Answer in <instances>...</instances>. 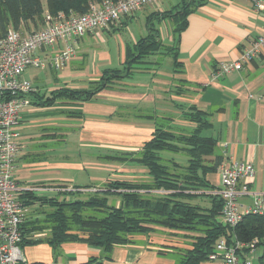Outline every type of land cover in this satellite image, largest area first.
<instances>
[{"label": "crops", "instance_id": "crops-1", "mask_svg": "<svg viewBox=\"0 0 264 264\" xmlns=\"http://www.w3.org/2000/svg\"><path fill=\"white\" fill-rule=\"evenodd\" d=\"M161 2L153 12L168 11L164 7L165 2L173 8L181 0L175 4L172 0ZM141 11L124 18L122 23H126L125 27ZM188 21L179 45L182 73H174L173 68L164 70L157 66L149 70H138L129 80L105 89L91 102L75 104L73 109L68 110L82 113L79 118H67L58 113L53 115L54 118L43 120L40 117L42 113H47V117L56 111L33 106L25 108L17 129L20 154L16 162L15 178L19 185L66 183L64 179L29 177H32V171L50 166L44 151L67 144L64 135L70 129L74 130V146L80 151L85 150V154L81 152V157H85L82 158L84 162L57 166L88 172L90 183L106 182L108 176L104 174L114 179L149 181L150 176L145 167L130 160L122 163L105 160L104 157L108 155L106 152L138 153L151 139L155 129L153 121L135 118L137 112H154L159 116L171 117L174 125L192 127L182 120L181 111L176 107L177 104H183L184 110L195 106L211 114L213 126L209 132L219 140L216 154L224 158L223 165L232 160L253 165L255 174L248 181L251 194L240 199L241 211L253 206L256 199L264 201V48L261 55L245 64L241 71L217 76L224 64L238 61L245 49L264 37V1L261 8L256 9L253 0H208L205 6L189 16ZM169 37L171 45L172 28ZM81 73L74 71L73 75L78 77ZM180 80L185 81L189 87H186L187 91L182 96H176L173 88ZM39 136H46L47 140L39 141ZM56 138L59 141H54ZM169 159L178 162L174 157ZM208 180L219 188V170L208 176ZM43 209L50 210L38 205L30 207L31 214ZM44 235L40 234L39 237ZM133 241L129 245L116 246L112 260L105 261V264H178L183 251L191 248L190 239L163 228H156L148 236H134ZM25 249L28 257L25 254L26 264H85L92 257H103L100 249L76 242L63 244L58 255L47 244L28 246ZM260 255L261 251L256 249L247 258L252 264H258ZM203 264L222 262L208 260Z\"/></svg>", "mask_w": 264, "mask_h": 264}, {"label": "trees", "instance_id": "trees-1", "mask_svg": "<svg viewBox=\"0 0 264 264\" xmlns=\"http://www.w3.org/2000/svg\"><path fill=\"white\" fill-rule=\"evenodd\" d=\"M104 1L108 0H0V36L10 28L30 30L33 27L38 30L45 9L51 14L69 11L85 14L91 3ZM207 3L208 0H181L168 11L152 12L146 19L147 35L127 47L122 67L104 70L88 89L64 88L53 91L49 97L36 91L29 95L31 106L53 107L64 97L79 103L91 102L105 89L129 80L138 70L159 67V61H147L157 55L172 57L173 72L182 73L183 64L179 58L181 34L188 27L189 16ZM166 20L172 23L171 45L163 42L157 27ZM125 25V22L121 23L122 27ZM186 87L189 86L185 81H178L173 94L182 96ZM176 107L183 120L192 127L174 125L171 117L154 112H137L135 118L153 121L155 129L151 139L138 153L104 157L116 163L130 160L145 167L149 181L111 178L102 185L74 186L76 191H65L57 197H40L25 192L28 207L38 205L50 210L35 211L27 218L21 227L22 249L47 244L58 255L63 244L84 243L103 253V257H92L85 264H105V261L112 260L116 246L132 244L134 236H148L156 228H163L191 240V248L183 251L178 264H203L221 239L229 245L236 241L248 245L258 240L253 251H261L258 264H264V214L249 213L235 227L225 224L222 219L223 199L213 193L218 187L208 180V176L216 174L224 164V158L216 154L219 140L204 135L213 126L211 114L195 106L188 110H184L183 104ZM67 112L62 115L67 118L82 116V113ZM163 153L185 155L188 158L186 165L166 159ZM110 196L119 197L120 204L110 206ZM89 210L96 214H85ZM40 234L45 235L39 237ZM250 253L251 249L244 248L242 257L246 259Z\"/></svg>", "mask_w": 264, "mask_h": 264}, {"label": "built area", "instance_id": "built-area-1", "mask_svg": "<svg viewBox=\"0 0 264 264\" xmlns=\"http://www.w3.org/2000/svg\"><path fill=\"white\" fill-rule=\"evenodd\" d=\"M264 0H253L260 9ZM160 0H119L91 3L85 14L75 11L43 15L38 30L24 34L10 28L0 36V264H26L22 244V225L31 214L26 205L25 192L40 197H57L72 186L34 185L22 188L15 178L16 162L20 154L18 126L25 108L30 107V94L36 89L24 78L29 69L61 70L77 56L82 40L98 30L118 25L122 20ZM264 48V37L257 39L241 53L238 61L224 64L217 76L241 71L245 64L258 58ZM220 187L213 192L224 202L222 219L235 227L249 213L264 214V201L256 199L253 206L241 211L239 201L250 195L249 180L255 170L251 163L232 160L219 168ZM95 191V190H90ZM157 194L162 192H156ZM258 240L245 245L238 241L229 245L225 239L216 244L209 261L222 264H252L242 257L244 248L255 249Z\"/></svg>", "mask_w": 264, "mask_h": 264}, {"label": "rangeland", "instance_id": "rangeland-1", "mask_svg": "<svg viewBox=\"0 0 264 264\" xmlns=\"http://www.w3.org/2000/svg\"><path fill=\"white\" fill-rule=\"evenodd\" d=\"M163 1V0H161ZM159 3H162V2ZM172 2L175 4L179 2V0H172ZM165 8L171 9L172 7L169 6L168 2H165ZM158 5V4H157ZM154 5L153 7H146L147 11H141L140 14H138L135 18L131 20L129 25L127 27H122L121 23H118V25L110 27L108 29L104 30H98L93 33H89L82 41V44L79 48V51L77 53V56L72 59L65 68L61 70H54L53 68H48L47 70H38V69H29L24 73V78L31 81L36 89L41 95H44L46 97H49L50 94L55 90H62L64 88L68 89H88L90 86V83L93 81L98 80L104 72V70L108 68H120L122 67V63L125 60V53L127 47H131L134 42H136L138 39L144 37L147 35V29H146V16L149 14V12H153V9H158V6ZM161 8V7H160ZM142 9V10H144ZM47 10V9H45ZM157 26V25H156ZM160 28V35L163 42L166 45H170V35H171V22L170 20H166L162 22L159 26ZM116 28H120L116 30ZM36 29L33 27L28 29H20L18 31L23 32L24 34L32 32ZM169 31V34H168ZM147 61H150L152 63H155L159 61V67H162V69H169L171 70L173 59L170 56H163V55H157L154 57L149 58ZM77 62V63H76ZM76 63V64H75ZM144 70V69H141ZM82 72L81 76L77 75L78 77H75L73 75V72ZM79 102L74 100H68L66 97L59 99L56 101L55 105L53 107H49L48 109H53L56 112L54 114H51L52 116H47V113L40 116L41 119L47 120L50 118H54L58 113L62 115V113H68L67 111L70 109H73L75 104H78ZM31 106V105H30ZM65 110L64 112H60L59 110ZM25 112V111H24ZM183 120V119H182ZM20 124V123H19ZM74 130L70 129L65 133V139L67 144H61L59 146L54 147V149H46L44 152L47 155L46 161L47 164L50 166L43 169V170H37L32 171L31 176L29 178L32 179H47L51 177L54 180H66V183L60 182L61 184L69 185L76 184L79 186H83L84 184H90V185H102L103 183L101 181H98L96 183H90L89 176L90 174L86 171H77L74 169V167H59L57 165L60 164H76V162H84L82 161L81 152L77 147H75V138L73 135ZM212 132L206 131L204 132V135L210 136ZM56 135V134H55ZM57 136V135H56ZM46 136H43L40 138L38 137L39 141L47 140L45 139ZM58 138V137H57ZM55 139L54 141H59V139ZM218 150V149H217ZM98 153L102 154H108V155H115L116 153L112 152H100ZM164 157L166 159H169L171 157H174L178 163L182 165H186L187 157L183 154H170V153H163ZM56 166V167H54ZM99 175H101L99 173ZM98 175V176H99ZM103 175V174H102ZM105 176H108L109 180V174H104ZM114 176V174H111ZM114 178V177H111ZM110 178V179H111ZM123 179V178H122ZM106 180V181H107ZM26 181V179L24 180ZM144 181V180H143ZM28 182V181H27ZM89 182V183H88ZM59 183V184H60ZM105 183V182H104ZM30 184V183H29ZM40 183H37L35 185H39ZM46 184H48L46 182ZM69 185V186H71ZM22 188L28 187L29 185H23L20 184ZM34 186V185H31ZM74 187V186H72ZM120 204V199L117 196H110L109 197V205L110 206H118ZM42 209V208H41ZM49 209V208H47ZM44 210V209H43ZM42 210V211H43ZM45 211V210H44ZM85 214L87 215H94L96 214L93 211H86ZM27 253V250H24V255ZM27 257V254H26ZM28 258V257H27Z\"/></svg>", "mask_w": 264, "mask_h": 264}]
</instances>
